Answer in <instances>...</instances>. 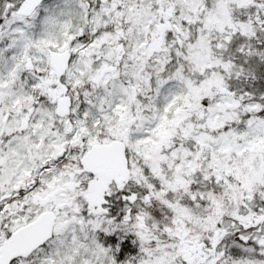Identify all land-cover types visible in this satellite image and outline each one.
<instances>
[{
	"label": "snow or ice",
	"instance_id": "6c2138e0",
	"mask_svg": "<svg viewBox=\"0 0 264 264\" xmlns=\"http://www.w3.org/2000/svg\"><path fill=\"white\" fill-rule=\"evenodd\" d=\"M0 264H264V0H0Z\"/></svg>",
	"mask_w": 264,
	"mask_h": 264
}]
</instances>
